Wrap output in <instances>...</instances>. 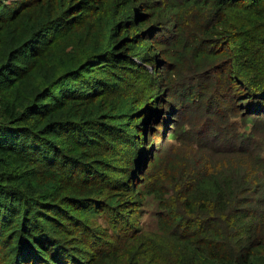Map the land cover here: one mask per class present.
Here are the masks:
<instances>
[{"label":"trees","instance_id":"trees-1","mask_svg":"<svg viewBox=\"0 0 264 264\" xmlns=\"http://www.w3.org/2000/svg\"><path fill=\"white\" fill-rule=\"evenodd\" d=\"M259 175L264 0H0V264H264Z\"/></svg>","mask_w":264,"mask_h":264},{"label":"rangeland","instance_id":"rangeland-1","mask_svg":"<svg viewBox=\"0 0 264 264\" xmlns=\"http://www.w3.org/2000/svg\"><path fill=\"white\" fill-rule=\"evenodd\" d=\"M1 1H3L5 3L6 2L13 3L16 0H1ZM178 110L181 113V115L185 114V113H188L186 111V109H182L180 107L178 108ZM192 112H191V114H192ZM195 115L199 116V118L204 119V117H202L201 114H199V113H197ZM179 117H180V115H179ZM178 120H180V119H178ZM237 158L240 161L243 160V156H238ZM250 163H253V162H250ZM259 178H260V175H259ZM260 181H261L262 184H264V180H261V178H260ZM257 197H259V194H257ZM156 209H157L156 208V204L153 201H151L150 199H147L146 202L144 203L143 208L141 209L142 215H141V217L139 219V223H140L139 225L141 227H143L145 230H149V231L156 230V228H155V217L153 215V212L156 211ZM104 220H105V217H103V219L99 218L98 219V223L101 224V225L106 226V223L104 222Z\"/></svg>","mask_w":264,"mask_h":264}]
</instances>
